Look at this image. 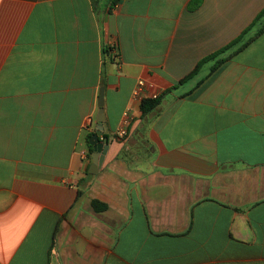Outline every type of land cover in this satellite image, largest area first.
<instances>
[{"label":"crops","instance_id":"crops-1","mask_svg":"<svg viewBox=\"0 0 264 264\" xmlns=\"http://www.w3.org/2000/svg\"><path fill=\"white\" fill-rule=\"evenodd\" d=\"M112 1L0 0V264H264V0Z\"/></svg>","mask_w":264,"mask_h":264},{"label":"trees","instance_id":"trees-1","mask_svg":"<svg viewBox=\"0 0 264 264\" xmlns=\"http://www.w3.org/2000/svg\"><path fill=\"white\" fill-rule=\"evenodd\" d=\"M120 0H113L112 1V4L115 5L119 2ZM260 21L262 23V27L261 29L257 32L256 35H259L261 34L263 31H264V10L259 14V16L256 18L254 25H256V23ZM250 31V28L248 30H246L243 35L238 39V41H240L248 32ZM255 35V36H256ZM253 38H250L249 41H251ZM235 42H233L232 44H230L229 46L225 47V48H222L221 50H219L218 52H216L215 54L205 58L204 60H202L198 65L197 67L195 68V70L187 77L185 78L184 80H182L181 83L185 82L186 80H188L191 76H193L196 72H198V70L201 68V66L208 60H211V59H215L216 57H218L220 54L224 53L227 49H229L230 46H232ZM246 46V43L242 44L241 47H239V50L244 48ZM222 62V60L218 61L216 66L219 65L220 63ZM216 66L214 68H216ZM160 103V98L157 99V100H150V99H147L145 101L142 102L141 104V111L143 112V114H147V113H150L152 110H154ZM94 134L93 133H90L88 134V141L90 139V137ZM89 148H90V152H92V149L93 147L90 146V143H89ZM92 206L93 208L95 209V211L97 212H103V211H106L108 209V205L105 204V203H102L98 200H94L92 202Z\"/></svg>","mask_w":264,"mask_h":264},{"label":"water","instance_id":"water-1","mask_svg":"<svg viewBox=\"0 0 264 264\" xmlns=\"http://www.w3.org/2000/svg\"><path fill=\"white\" fill-rule=\"evenodd\" d=\"M98 107H99V115H98V127L95 130L94 134L90 137L89 143L93 147V163L89 169V173L97 172L99 166L103 163L105 155L109 150V143H103L101 140L105 138L104 134V122L106 121L105 118V94L104 88L100 90L99 93V100H98Z\"/></svg>","mask_w":264,"mask_h":264},{"label":"built area","instance_id":"built-area-1","mask_svg":"<svg viewBox=\"0 0 264 264\" xmlns=\"http://www.w3.org/2000/svg\"><path fill=\"white\" fill-rule=\"evenodd\" d=\"M161 97V92L156 89L153 83H148L144 80H140L137 83L136 89L134 91V100L139 104L143 101L150 99V100H157ZM135 121V115L132 108H128L124 113L123 123L122 126L116 133V137L119 139L127 138L129 134V128L131 124Z\"/></svg>","mask_w":264,"mask_h":264}]
</instances>
